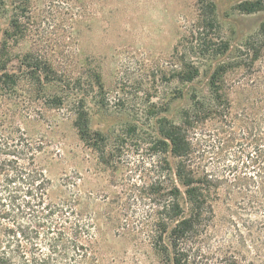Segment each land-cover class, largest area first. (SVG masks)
I'll use <instances>...</instances> for the list:
<instances>
[{
	"label": "rangeland",
	"instance_id": "1",
	"mask_svg": "<svg viewBox=\"0 0 264 264\" xmlns=\"http://www.w3.org/2000/svg\"><path fill=\"white\" fill-rule=\"evenodd\" d=\"M200 1L0 0L1 38L9 30L15 64L34 54L53 63L70 85L59 106L44 104V97L61 96V88L49 86L37 97L21 85L6 108L42 145L50 199H69L74 191L77 209L93 218L106 264H163L150 239L158 233L160 207L172 197L177 161L161 142L162 123H182L194 97L211 101L215 64L235 62L264 24V10L242 8L256 0H209L215 5L209 26L211 15ZM224 43L227 58L217 55ZM194 64L200 75L190 82ZM242 76L230 72L227 86ZM79 107L90 132L104 137L99 149L79 135ZM239 201H216L205 234L212 247L205 251L214 259H223L222 250L238 251L239 261L249 264L256 261V239L264 238L245 228L260 218L237 214Z\"/></svg>",
	"mask_w": 264,
	"mask_h": 264
},
{
	"label": "trees",
	"instance_id": "2",
	"mask_svg": "<svg viewBox=\"0 0 264 264\" xmlns=\"http://www.w3.org/2000/svg\"><path fill=\"white\" fill-rule=\"evenodd\" d=\"M200 2L206 4L213 26L215 5ZM241 5L247 13L264 10V0ZM4 36L0 29V264H106L93 218L77 209L74 191L69 199H50L52 182L39 161L42 145L12 122L6 108L21 85L32 95L37 92V97L49 86L61 88V96L44 97V104L62 105L70 92L69 82L58 75L53 63L34 54H25L16 65L9 30ZM222 46L217 55L227 58L230 47ZM244 48L235 62L215 64L209 77L211 101L194 97L182 123H162L161 142L177 161L172 197L160 207L158 233L150 239L163 264H242L238 251L222 250L223 259L205 251L212 247L211 236L205 235L211 229L209 218L223 196L240 200L237 214L260 218L255 226L245 228L249 232L256 228L264 238V24ZM234 71L242 72V81L230 88L227 76ZM199 75L192 65L189 81ZM78 115L81 139L99 149L104 137L90 132L82 107ZM254 246L259 263L249 264H264V241L257 238Z\"/></svg>",
	"mask_w": 264,
	"mask_h": 264
}]
</instances>
